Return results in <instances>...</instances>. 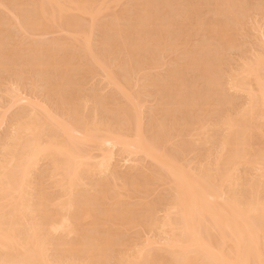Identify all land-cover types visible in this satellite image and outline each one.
Wrapping results in <instances>:
<instances>
[{"label": "rangeland", "instance_id": "374dc122", "mask_svg": "<svg viewBox=\"0 0 264 264\" xmlns=\"http://www.w3.org/2000/svg\"><path fill=\"white\" fill-rule=\"evenodd\" d=\"M220 26L230 37H222ZM263 45L264 0H0V156L17 132H13L16 122H23L34 109L28 117L46 120L45 126L40 124L47 136H65L60 122L67 121L69 125L76 122L78 128L99 124L94 133L98 140L106 130L129 138L143 132L144 147L154 146L163 157L176 160L181 172L191 171L194 176L201 168H210L211 173L222 174L221 167L226 170L234 165L229 155L236 151L222 145L227 132L224 119L240 117L250 100L248 90L231 84L243 74L248 60L263 52ZM248 78L256 87L254 76ZM255 114H251L252 133L246 145L249 154L264 145V119ZM43 137L44 141L48 138ZM80 140L77 143L82 144L77 146L84 150L78 149L92 156L83 160L91 163V171L89 164L80 167L88 172L78 169L81 181L71 192L75 191V209L88 203L93 212L71 219L75 233L59 230L47 234L50 227L46 224L54 215L77 214L74 209L58 210L59 202L70 192L65 195L67 184L56 181L59 177L50 156L39 155L30 170V201L39 212L36 220L45 225L40 231L48 228L45 236L51 260L117 264L121 256L130 258L138 247L170 259L163 240L171 232L161 223L153 227L146 221L149 213L159 222L166 214L174 196V177L154 153L150 156L133 149L129 154L131 148H123L121 143L102 145L94 137ZM108 151L112 154L108 168L98 167ZM232 168L234 175L230 182H223L224 189L232 186L243 196L252 180L264 182V170L254 162L240 161ZM223 200L219 199L222 204ZM39 201L47 215L38 210ZM219 201L215 203L219 205ZM107 208L117 216L107 215ZM48 215L53 216L51 220ZM122 216L134 219L128 222ZM25 224L23 221L28 227ZM99 235L108 236L113 243L98 263L86 245Z\"/></svg>", "mask_w": 264, "mask_h": 264}, {"label": "bare ground", "instance_id": "6f19581e", "mask_svg": "<svg viewBox=\"0 0 264 264\" xmlns=\"http://www.w3.org/2000/svg\"><path fill=\"white\" fill-rule=\"evenodd\" d=\"M225 15L228 16L227 14ZM222 28L220 26L219 31L222 34L224 33L222 37L223 38L226 37L227 39V37L228 36L230 37V35H228V33L224 31V28L223 29ZM256 54L257 56L255 57V59L253 58L254 59L253 61H250L252 59H249L248 63L245 62L246 64L244 67H242V71H241V73L243 74L242 75L240 74L241 76L238 78L237 77L233 78L234 82H232L231 85L234 86L235 88L245 89L246 91L248 90V93L250 95V100L247 108L248 110L242 113L241 115L239 114L240 117L232 116V118H228V119L225 118L226 120L224 119L225 121L224 124L227 126L226 128L227 132L226 135L224 136L225 137L223 140L224 143L222 145H224V149H227V147H229L231 151L236 150L234 151V153H232V155H229L230 164L235 165L240 161L254 162V164L260 165V169L261 171H263L264 148L261 147L262 146L264 147V145L260 146L261 149L258 148L259 150L254 151V153L252 154L248 153L246 146L248 143L247 141L249 139V136L252 133V131L250 130V124L252 121L251 114L254 115L255 112H257V110L259 111L261 110L260 112L263 113L262 108H264V50L263 52H257ZM249 75L254 76L253 79H255L257 88L255 86L254 87L251 86V83L249 82V78H248ZM252 90L256 92H252ZM16 96L17 94L14 95L13 98L14 97L16 98ZM32 112H36V111L34 110ZM45 112L47 113V110ZM30 114L27 113V116L25 117V120L23 122H22L23 119L21 121L17 120L18 121L16 122L17 124L14 125L15 126L14 128L16 129H14L13 131L16 132L17 130V132L14 133V135H12L13 137L10 136L9 138L10 143L8 142L7 144L5 143V151L3 150V152L1 153L2 155L0 156L1 158H3L0 159V193H1L0 201L2 200L0 204V264H82L79 263L78 261L76 262L75 260L70 261L69 258H67L69 259V261L67 260L66 262L65 261L62 262V260L59 261L51 260L53 258L49 257V254H47L49 243L45 235L48 228L47 227H46L47 229L45 228L46 229L45 232H43L44 230L40 231V228L42 226L40 225L41 223H38V220H36V216H35V214L37 215V213L39 212L37 211L36 206L34 207V205L32 204L33 202L30 201L31 199L29 195L32 194H29V192L32 186L31 185H30L31 187L29 186V184L31 183L29 178L31 177L30 176L31 168L34 167L35 166L34 164L37 163L36 162L37 157L41 154L44 156V157L41 156L43 158H47L48 156H50L51 158L49 157L48 160L52 159L53 162L52 167H54L53 169H55L54 171H56L54 173L57 175V178L59 177L58 178L59 180L56 181L63 182L61 184L62 186L63 184H67L66 185L67 187L64 185L67 190L65 195L68 192H70L68 193L69 197L68 195L66 196L67 199L62 200L63 202H59L58 207L60 209L58 210L63 209L62 211H64L65 209L66 211L68 210L72 211V209H74L77 212V214L78 212L79 214L78 215L75 213L72 214L70 212V214L73 215L71 218L69 217L70 215L69 213L68 215L66 213L63 214L59 211V214L61 213L62 216L57 214L54 215V217L60 216V218L58 217V219L57 218L53 219L54 218L53 216L52 218L51 216L48 215L49 218L50 217L52 218V220L50 218L51 221L48 220V222L46 221L47 219L45 220V218L43 217L46 223H49L50 221L49 224L45 223L47 226L50 227V230L47 231V234L48 232L50 234L51 231L54 233V232H58L59 230L60 231L64 230L67 233L70 232L75 233L76 227L74 225V221L72 220L75 219L77 220L80 217L90 216V214H92L93 212L92 211L93 209L91 208V206H89L90 204L88 205V203H85L86 205H88L86 207L85 204L83 203L84 207L83 208L80 207L79 208L80 210L78 208L75 209L76 196L73 197L74 196L73 193L75 191L71 192L73 191L74 188H77L74 186H76V184L81 179L79 173L81 170L80 167L85 164L83 162L87 161L86 158H89L90 160L92 157L90 156L89 152L87 153L89 156L85 154L86 151H84L85 153L81 152L84 149L78 147L77 142L80 139H87V138L89 139L91 137L92 138L94 137V139L99 142L101 140L100 144L102 145L111 144L113 146L116 145V143H121L123 145V148L124 146L131 148V149L125 148L128 151H130L129 154L132 153V151L134 150L136 151L144 150L146 151V154L148 155L149 153L150 156L151 155L154 156L155 154L158 160L164 165V167L167 168L170 174L174 177V184H173L175 185L174 194H173L174 196H172L173 200L166 208L168 210L167 211L165 210L166 214L163 216L160 222L158 219L152 217L151 213H149L150 214L149 219L146 218L147 219L146 222H148L150 225H153V227L157 225L158 222L163 225V226L161 225V227L165 229L167 227V229H169V231L168 230L166 231L171 232V234L167 232L169 235L168 237L165 236V239L163 237L164 239L163 241L167 245L166 249H169L170 250L169 252H171V253H167L168 255L171 254L170 259H165L157 250L156 251L158 253L157 252L154 253L147 248H146L147 250L146 249L144 250L145 247L144 248L138 247L137 251L134 250L135 253H133L132 256L130 254L129 256L130 258L126 257L123 259V256H121V260L117 264H264V195H262V192L264 193V187H263L264 182L262 183L261 181H255V180L254 181L252 180V182L250 181L251 183L249 184L246 195L243 193V196H241V194L236 193L235 188L232 186H230L229 189H224L223 182L226 181L230 182L232 175H234L233 172L234 169L232 168L234 165L229 166L228 165L229 161L227 162V160L226 162L228 166L227 168L225 167L226 170H224V168L221 167V169H223L222 171L220 170L222 174L220 172L211 173L212 171L210 168H201L197 173H195L194 176H190L191 171L189 172L190 174L188 173L189 175L185 171L183 173V170L181 172L180 166L178 164V169L180 170L179 171L176 167L177 166L176 160L174 161L172 158H166V156H164L165 157L164 158L163 153L159 152L157 148H154V146H152V149H151V145L149 146L148 144L146 147L149 146L150 147L149 149L144 147L146 144L145 142H143L144 140L142 139L143 137L141 138L142 141L140 139L143 132L141 136H139L140 135L139 132V135L137 134L138 135L137 137L135 136V138L134 137L129 138L120 135L119 132L115 134L114 131L106 130L105 132L106 135L102 137L100 136V140H98V137L96 139L95 137L96 134L94 133H97L96 130L100 129L97 126L99 124L96 123L97 124L96 126H92L89 128L88 125H90V123L88 124L87 121L82 123L83 126L84 124L87 123L88 124L87 126H85L84 128L83 127L78 128L77 127L78 124H75L76 122L74 123L76 126H74V124L71 125V123L69 125V121H67L68 123L67 125L66 122L62 121L64 123H61L59 120L60 124L63 126V130H64L63 132H65L64 133L65 136L62 137L60 136L61 134H59L60 136L59 137L57 135L54 136L51 134V136L48 135L49 136L48 137L46 134H44L45 131L43 132V129L45 128L44 126L46 120L44 121L39 117L40 120L42 121H37L39 120L38 116H34L33 114L34 117H28L31 116ZM36 114L40 115L38 113H35V115ZM48 114L50 113L48 112ZM257 114L259 113L257 112ZM262 116L263 117H261L260 115L261 118L260 117L258 118L263 120L264 115ZM86 117L87 116H85V118ZM51 118L52 117H50V119ZM40 122L42 124L44 123L43 124L44 126L41 125ZM41 126L43 127V129L41 128ZM82 128L84 130H81ZM77 132L80 133L81 135L80 136L76 135ZM136 132H138V129ZM43 136L48 137L45 138L46 141L43 140L44 139ZM12 139L13 142L11 141ZM86 141L87 140H85V142ZM204 141H206V139ZM80 143L81 142H79V144ZM142 143L145 145H143ZM78 148H80L81 151ZM108 149L106 148L105 150L107 151ZM109 153L110 152L108 151L106 154L107 156L105 155V157L102 158L103 160L99 162L98 167L99 166L103 168L107 167L106 163H108L107 161H109L112 157L110 156L109 158V155L111 154ZM46 155L48 156L45 157ZM38 159L40 158L38 157ZM84 159L86 160L83 161ZM88 164L90 167L88 166ZM90 164L91 163H89L88 161L85 165L89 167V170L91 171ZM216 166H218V164ZM84 169L87 170V172L89 171L87 168ZM215 169L219 170V167ZM83 170H81V172H85ZM185 173L187 175H185ZM262 173L264 175V171ZM52 176H54V174ZM62 186L60 187L62 188ZM125 186H127V184H125ZM222 196H225L223 197L224 198L223 204L222 202L219 201V199H223L221 198ZM217 197L220 198L217 199ZM211 199H213L214 201H212ZM215 200L219 201L218 202L219 205L215 203ZM39 202H38L39 204L37 203V205H40L42 201ZM42 205L44 204H41V207L40 206L37 207L38 210L43 209L42 211H44L43 213L45 214L46 208H44ZM115 209H117V207ZM172 209L175 211V213H173L174 211ZM43 213L40 212V214ZM111 213L112 216H110ZM172 213L176 214L177 216L173 217ZM106 214L109 215L110 217H113V215L115 216V214H113L112 209L110 210L108 209L106 211ZM125 216L122 217L123 219L127 218L126 220L128 222H131L134 219L133 218L132 220H128L129 218ZM146 216L148 217L149 215ZM126 220L124 219V221ZM23 221H25L26 223L25 225H27L28 227H24ZM22 226L26 229H23ZM99 236L100 237H96V236L92 238L90 237L91 239H89V242H87L88 244L86 245L87 248L82 245L83 248H86L89 251L90 256L95 258V260L94 258L93 260L94 261L97 260L96 262L98 261L101 262L103 258L105 259V255H104V253H106L105 250L108 248V246L111 243H113L111 242V239L107 238L108 236L107 237L106 236L101 237V235ZM110 246H112V244ZM163 253L165 254V252ZM158 254L161 256H159Z\"/></svg>", "mask_w": 264, "mask_h": 264}]
</instances>
